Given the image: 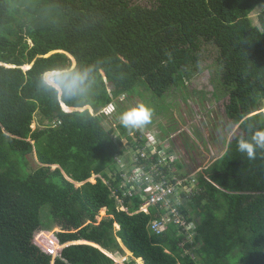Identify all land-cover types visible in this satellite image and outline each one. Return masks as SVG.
Here are the masks:
<instances>
[{
    "label": "trees",
    "instance_id": "1",
    "mask_svg": "<svg viewBox=\"0 0 264 264\" xmlns=\"http://www.w3.org/2000/svg\"><path fill=\"white\" fill-rule=\"evenodd\" d=\"M202 41L218 48L225 113L238 130L182 208L190 241L174 225L149 231L164 209L138 212L143 199L124 173L159 156L134 161L128 146L144 139L105 125L101 109L138 84L154 98L184 86ZM86 69L92 87L78 101L41 85L47 71ZM263 107L264 0H0V264H119L103 250L124 256L121 245L127 264H264V150L249 159L237 149L264 129ZM39 229L75 243L52 260L33 242Z\"/></svg>",
    "mask_w": 264,
    "mask_h": 264
},
{
    "label": "rangeland",
    "instance_id": "2",
    "mask_svg": "<svg viewBox=\"0 0 264 264\" xmlns=\"http://www.w3.org/2000/svg\"><path fill=\"white\" fill-rule=\"evenodd\" d=\"M136 1L145 3L148 0ZM261 8V6L257 7L250 15L254 24L258 22L257 15ZM198 55L199 60L190 66L193 73L190 78H186L188 80L185 81L184 86L172 87L164 93L163 97L154 98L142 84H138L122 103L117 105L113 102L106 109H102L105 114V125L118 126L121 124L120 115L123 111L143 104L152 111L150 122L141 128L130 130L132 132L129 135L137 130L139 137L144 139L145 145L150 147L149 151L156 152L167 167L172 165L173 160L186 163L189 167H193L191 163H194L198 171L205 165L209 167L224 154L227 143L238 130V125L232 124L225 113V105L229 96L220 79L221 66L218 59V48L202 41ZM85 108L88 107L76 110ZM262 111L264 112V107ZM37 122L36 114L31 127L35 128ZM128 152L133 156L134 147L128 146ZM120 156L122 155L118 157ZM30 159L31 166L35 167L36 164L32 158ZM172 166V168L175 167ZM187 169L188 167L178 168V172H185ZM128 170L124 173V182H127L130 177ZM93 176L89 178V181L93 180ZM100 213L104 215V210ZM195 223H197L196 220L192 222V224ZM57 232L58 229L52 231L39 229L33 236V242L49 253L52 260L63 246L58 242ZM188 236L192 241L193 234L188 233ZM103 251L119 264H127L126 259L130 260L132 257V254H127L124 249V256L118 255L117 257ZM135 264L141 263L135 259Z\"/></svg>",
    "mask_w": 264,
    "mask_h": 264
},
{
    "label": "built area",
    "instance_id": "3",
    "mask_svg": "<svg viewBox=\"0 0 264 264\" xmlns=\"http://www.w3.org/2000/svg\"><path fill=\"white\" fill-rule=\"evenodd\" d=\"M106 109V108H105ZM145 145L134 150L133 160L153 159V154L156 152L149 151ZM132 155H130L131 157ZM121 161L120 159H117ZM159 157L157 162H152L146 169L144 165L136 166L131 172L127 182L130 184L128 191L136 189V193H140L143 202L141 203L138 212L142 211L149 214L150 207L160 206L164 212L149 223V230L155 234H160L168 228L169 225H174L180 228L182 232L190 240L188 233L189 222L185 217L182 208L191 197L200 189L197 188L196 178L194 173L189 175H178L175 169L164 165ZM162 167H166L167 171ZM125 183L122 184L124 186ZM115 199L120 204V209L126 210L122 205V199L115 195Z\"/></svg>",
    "mask_w": 264,
    "mask_h": 264
},
{
    "label": "clouds",
    "instance_id": "4",
    "mask_svg": "<svg viewBox=\"0 0 264 264\" xmlns=\"http://www.w3.org/2000/svg\"><path fill=\"white\" fill-rule=\"evenodd\" d=\"M41 85L49 92L59 96L61 100L78 101L80 98L86 96L92 87V81L90 79V70L89 69L82 71L81 70H71V71L50 70L41 75ZM105 108H107V106ZM151 117H152V111L147 106L143 104H139L123 111L120 115V121L122 125L126 128L138 129L148 124L150 122ZM237 149L241 154H245L247 158L255 159L258 151L264 150V129L255 130L254 133L248 139H245L243 137L238 139ZM187 167L188 169L185 172H178V168L174 167L175 173L178 175H186V176L194 173V177L197 180L195 186L199 188L197 186L198 185L197 175L202 170L198 171L197 167H195L194 170L191 169V167L189 166ZM185 207L189 208V204L186 203ZM66 244H63V246H65Z\"/></svg>",
    "mask_w": 264,
    "mask_h": 264
},
{
    "label": "crops",
    "instance_id": "5",
    "mask_svg": "<svg viewBox=\"0 0 264 264\" xmlns=\"http://www.w3.org/2000/svg\"><path fill=\"white\" fill-rule=\"evenodd\" d=\"M27 67H29L28 65H26ZM24 68L26 69V67L24 66ZM92 112V111H91ZM33 124V123H32ZM149 149H150V147H148ZM147 148V149H148ZM207 168V166L205 165L201 170H203V169H206ZM93 176V175H92ZM94 178H93V180L97 177V175H94L93 176ZM89 180V179H88ZM93 180H90V181H93ZM119 206H120V204H118ZM120 208V207H119ZM124 208V207H123ZM103 210H104V214H105V208H103ZM122 210V209H121ZM115 227H116V229H118L119 228V226L117 225V224H115ZM150 231V230H149ZM151 232V231H150ZM120 239H118V242H119V244H120ZM81 242H84V241H79V243H81ZM70 243V242H69ZM123 244V243H122ZM67 245V244H66ZM121 245V244H120ZM121 247H123L122 245H121ZM122 249H124V248H122ZM124 251L127 253V254H130V253H128L125 249H124ZM104 252V251H103ZM106 253V252H105ZM107 254V253H106ZM132 254V253H131ZM107 255H109V254H107ZM143 261V260H142Z\"/></svg>",
    "mask_w": 264,
    "mask_h": 264
},
{
    "label": "water",
    "instance_id": "6",
    "mask_svg": "<svg viewBox=\"0 0 264 264\" xmlns=\"http://www.w3.org/2000/svg\"><path fill=\"white\" fill-rule=\"evenodd\" d=\"M25 67L28 68L27 66H25ZM62 105H63V107H64L66 110H72V108L67 107L65 104H62ZM55 167H58V165H53V168H55ZM70 243H75V242H70ZM77 243H79V242H77ZM86 243H88V244H92V245H94V246L97 247V245L94 244V243H92V242H86Z\"/></svg>",
    "mask_w": 264,
    "mask_h": 264
}]
</instances>
